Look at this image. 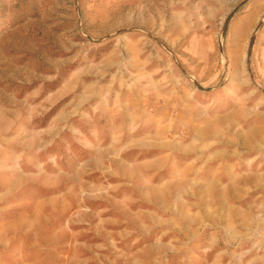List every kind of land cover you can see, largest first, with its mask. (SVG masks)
I'll return each mask as SVG.
<instances>
[{"label":"rangeland","instance_id":"1","mask_svg":"<svg viewBox=\"0 0 264 264\" xmlns=\"http://www.w3.org/2000/svg\"><path fill=\"white\" fill-rule=\"evenodd\" d=\"M0 264H264V0H0Z\"/></svg>","mask_w":264,"mask_h":264},{"label":"water","instance_id":"2","mask_svg":"<svg viewBox=\"0 0 264 264\" xmlns=\"http://www.w3.org/2000/svg\"><path fill=\"white\" fill-rule=\"evenodd\" d=\"M228 19H229V17L226 18V20H225V22L223 24L222 31H221V39L223 37V34H224V31H225V28H226V24L228 22ZM198 87H200V86L198 85Z\"/></svg>","mask_w":264,"mask_h":264},{"label":"crops","instance_id":"3","mask_svg":"<svg viewBox=\"0 0 264 264\" xmlns=\"http://www.w3.org/2000/svg\"><path fill=\"white\" fill-rule=\"evenodd\" d=\"M254 130H256V132H258V134L260 133V129L259 128H253L252 130H249L248 136H251V137L252 136H255V134H253L254 133Z\"/></svg>","mask_w":264,"mask_h":264},{"label":"bare ground","instance_id":"4","mask_svg":"<svg viewBox=\"0 0 264 264\" xmlns=\"http://www.w3.org/2000/svg\"><path fill=\"white\" fill-rule=\"evenodd\" d=\"M8 67H9V66H8ZM6 68H7V67H6ZM3 70H4V69H3ZM7 70H8V69H7ZM1 73H2V72H1ZM5 73H6V72H5ZM6 75H7V74H6ZM254 132L257 133L256 130H254ZM252 133H253V132H252ZM253 134H254V133H253Z\"/></svg>","mask_w":264,"mask_h":264}]
</instances>
